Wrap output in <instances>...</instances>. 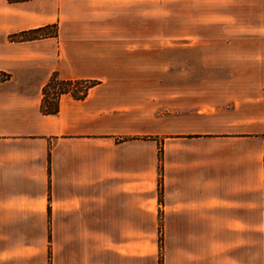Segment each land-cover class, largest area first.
<instances>
[{
	"label": "crops",
	"instance_id": "1",
	"mask_svg": "<svg viewBox=\"0 0 264 264\" xmlns=\"http://www.w3.org/2000/svg\"><path fill=\"white\" fill-rule=\"evenodd\" d=\"M0 73V264H264V0H0Z\"/></svg>",
	"mask_w": 264,
	"mask_h": 264
},
{
	"label": "trees",
	"instance_id": "2",
	"mask_svg": "<svg viewBox=\"0 0 264 264\" xmlns=\"http://www.w3.org/2000/svg\"><path fill=\"white\" fill-rule=\"evenodd\" d=\"M27 0H8L9 3H19ZM57 37V26L47 25L39 29L23 31L9 36L10 41L22 42L37 39ZM96 85L92 81L60 80L56 74H52L41 90L40 112L42 115H54L58 112V103L62 95H69L74 100H83L88 90ZM49 170V169H48ZM161 179V167L159 157L158 186ZM161 246V238L158 239ZM263 247H264V158H263ZM161 264V263H159Z\"/></svg>",
	"mask_w": 264,
	"mask_h": 264
},
{
	"label": "rangeland",
	"instance_id": "3",
	"mask_svg": "<svg viewBox=\"0 0 264 264\" xmlns=\"http://www.w3.org/2000/svg\"><path fill=\"white\" fill-rule=\"evenodd\" d=\"M187 54H188V57H190V59L197 58V54L195 52L184 53L181 51H173V52H162L160 55H161V57H164V58H168V59L172 58L176 62V61L181 60L183 58H187L186 57ZM7 79H8V75L0 73V82H3ZM21 89H24V86H21Z\"/></svg>",
	"mask_w": 264,
	"mask_h": 264
}]
</instances>
